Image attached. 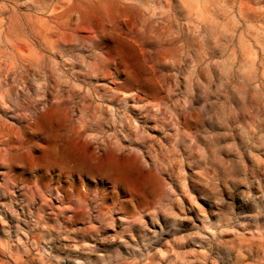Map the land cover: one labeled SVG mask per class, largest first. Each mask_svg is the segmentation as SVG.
Returning a JSON list of instances; mask_svg holds the SVG:
<instances>
[{
	"label": "rangeland",
	"instance_id": "obj_1",
	"mask_svg": "<svg viewBox=\"0 0 264 264\" xmlns=\"http://www.w3.org/2000/svg\"><path fill=\"white\" fill-rule=\"evenodd\" d=\"M0 264H264V0H0Z\"/></svg>",
	"mask_w": 264,
	"mask_h": 264
},
{
	"label": "bare ground",
	"instance_id": "obj_2",
	"mask_svg": "<svg viewBox=\"0 0 264 264\" xmlns=\"http://www.w3.org/2000/svg\"><path fill=\"white\" fill-rule=\"evenodd\" d=\"M65 161H66V160H65ZM58 164H59V163H58ZM68 164H69V163H68ZM69 165H70V164H69ZM57 166H58V165H57ZM29 188H30V187H29ZM29 188H28V189H29ZM35 192H36V191H35ZM40 199H41V197H40ZM47 201H48V200H47ZM40 202H42V201H40ZM41 204H42V203H41Z\"/></svg>",
	"mask_w": 264,
	"mask_h": 264
}]
</instances>
